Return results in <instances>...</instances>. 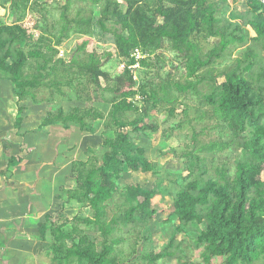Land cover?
Wrapping results in <instances>:
<instances>
[{
  "label": "rangeland",
  "instance_id": "1",
  "mask_svg": "<svg viewBox=\"0 0 264 264\" xmlns=\"http://www.w3.org/2000/svg\"><path fill=\"white\" fill-rule=\"evenodd\" d=\"M146 2L148 10L154 14L158 0ZM210 2L216 7L219 27L228 39L233 40L220 59L201 68L198 76L189 78L187 56L174 48L171 39H166L161 49L147 52L140 67H122L125 59L118 55L113 34V31H121V27L108 22L112 32L101 29L99 6L93 11L92 36L72 30L58 43V36L66 23L61 18L66 0H0V25H22L32 35L30 40L22 42V47L27 52L41 53L40 57H29L25 72L31 76L40 72V65L44 66L42 84L24 98L18 96L19 90L9 74L0 70V264L57 263V251L63 252L64 245L58 243L50 232L46 241L38 233V224L45 221L46 214L51 216L50 225L76 231L75 236L83 235L100 243L102 238L93 226L82 222L93 217V209L84 202L70 199L69 194L80 186L78 172L84 169L76 162L89 161L88 167L96 166L107 150L102 145L103 138L113 137L111 128L115 127L109 116L110 100L114 97L111 89L118 86L117 79L121 75L129 73L134 79V84L129 87L137 90L130 101L139 107L145 103L150 105L152 109L147 121L159 126L157 131L140 133L141 136L134 139L137 146L146 149V156L155 168L142 172L132 171L125 165L118 180L119 189L108 202L107 210L110 218L130 205L129 189L154 190L151 208L157 214L148 227L130 224L120 226L116 231L115 235L123 240L118 246L121 264H204L201 258L203 247L196 246L195 242L199 232L190 225L182 226V232L177 235L182 241L179 257L149 263L142 256L160 251L169 242L168 227L180 224L178 219L169 224L168 219L174 211L177 192L191 179L192 155L196 153L205 159L209 176L215 175L217 166H225L232 177L236 159L242 154L241 149L233 147L217 153L204 149L212 141L232 137L227 124L215 117L205 95L213 86L225 81L224 71L244 56L247 45L254 44L250 37L256 33L251 26L241 24L240 17L248 12L247 0ZM121 5L124 10L127 8L126 1L121 0ZM79 8H83L82 15L90 14L87 3L75 0L68 12L69 18L75 17ZM157 21L163 23V17L158 15ZM232 26L240 27L238 33L246 37L245 42L233 38ZM192 39L203 56L220 43L219 36L205 33L196 34ZM85 40L88 43L84 46ZM92 53L101 56L102 69L111 77L109 81L102 78L99 85L94 83L85 66ZM263 56L264 52L259 54V61ZM212 76L215 81L210 78ZM193 80L197 81L196 89L179 90L178 84L185 85ZM19 106L24 107L20 127L15 122ZM77 109H81L80 112L98 109L104 112L105 118L96 119L94 132L82 130L74 121L67 125L59 120L44 124L47 117ZM140 114L138 108L122 113L121 117L131 121ZM87 121L92 125L95 123L94 117L87 118ZM85 137L89 139L86 143ZM88 147L95 148V152L87 153ZM11 156L17 161H10ZM261 178L264 180V170ZM139 200L143 201V197L140 196ZM22 216L24 223L21 226ZM66 243L71 245L73 242L68 240ZM224 262L225 257H214L210 264ZM72 264L84 263L74 260Z\"/></svg>",
  "mask_w": 264,
  "mask_h": 264
},
{
  "label": "trees",
  "instance_id": "2",
  "mask_svg": "<svg viewBox=\"0 0 264 264\" xmlns=\"http://www.w3.org/2000/svg\"><path fill=\"white\" fill-rule=\"evenodd\" d=\"M80 1L87 3L90 14L82 15L83 8H79L75 17L69 18L68 12L75 0H66L61 14L66 23L58 36V43L68 37L72 30L92 36L93 11L95 6H99L98 24L101 29L112 32L108 22L121 27V31H113L121 58L131 61L136 48L147 52L159 50L166 39H171L174 48L187 56L189 78L198 76L201 68L220 59L233 40L228 39L225 31L219 27L220 19L210 0H158L154 14L148 10L147 0H124L127 3L125 10L121 7V0ZM166 1L170 4H166ZM247 6L248 12L240 17L241 24L254 29L256 35L250 37L254 44H248L244 56L224 71L225 81L213 86L211 92L205 95L215 117L227 124L232 137L212 141L204 149L210 153L232 147L241 149L234 176H229L225 166H217L215 175L209 176L205 159L196 153L192 155L191 179L177 192L174 211L168 219L169 224L175 219L180 224L168 227L169 242L160 251L142 256L149 263L179 257L182 241L177 239V235L182 232V226L190 225L199 232L195 242L196 246L203 247L201 258L204 264H210L214 257H225L224 264H264V180L261 178L264 170V56L262 61L258 59L259 54L264 52V1L247 0ZM158 15L163 17V23H158ZM232 28L233 38L245 42L246 37L238 33L240 27ZM200 33L220 37V43L204 56L192 39ZM31 38V33L22 25H0V70L9 74L19 90L20 98L40 87L44 78L41 72L43 65L39 66V73L30 76L25 72L29 57L41 56L38 51L27 52L22 47V42ZM87 43L85 40L84 46ZM85 66L92 74L94 83L99 85L102 78L107 81L111 79L109 73L102 69L101 56L92 53ZM249 72L251 74L248 75ZM210 78L215 81L214 76ZM117 80L118 86L111 89L114 97L110 100L112 109L109 114L110 123L115 126L111 128L113 137L104 136L102 145L107 150L98 165L88 167L89 161L76 162L84 169L78 172L80 186L69 194L70 199L84 202L93 209V217L82 222L93 226L102 240L96 243L90 237L75 236L76 231L50 225L51 216L46 214L45 221L38 224V233L46 241L50 232L58 243L64 245L63 252L57 251L56 264H72L74 260L84 264H121L118 246L123 240L115 235L116 231L120 226L130 224L139 228L148 227L157 214L151 208L156 191L129 189L131 204L110 218L108 215L107 204L119 189L118 180L125 165L132 171L154 170L155 164L146 156V149L137 146L134 139L139 138L140 133L159 129L158 124L147 121L152 109L150 105L145 103L139 107L130 101L137 93V90L129 87L134 84L133 74L121 75ZM196 85L197 81L193 80L185 85L178 84V88L185 92L196 89ZM138 108L141 110L138 117L131 121L122 119V113ZM23 111L24 107L19 106L15 120L18 127L23 121ZM80 111L77 109L64 115L47 117L44 124L59 120L67 125L69 121H74L82 130L94 132L96 119L105 118L104 112L98 109ZM90 117L95 119L93 125L87 121ZM94 152L95 148H87V153ZM10 161L15 162L17 158L11 156ZM140 196L143 201L139 200ZM68 240L73 243L67 245Z\"/></svg>",
  "mask_w": 264,
  "mask_h": 264
},
{
  "label": "built area",
  "instance_id": "3",
  "mask_svg": "<svg viewBox=\"0 0 264 264\" xmlns=\"http://www.w3.org/2000/svg\"><path fill=\"white\" fill-rule=\"evenodd\" d=\"M131 58L133 59L131 61L124 60L122 67L125 69H135L140 67L142 60L147 58V51H144L141 48H136L132 53Z\"/></svg>",
  "mask_w": 264,
  "mask_h": 264
},
{
  "label": "crops",
  "instance_id": "4",
  "mask_svg": "<svg viewBox=\"0 0 264 264\" xmlns=\"http://www.w3.org/2000/svg\"><path fill=\"white\" fill-rule=\"evenodd\" d=\"M95 125H96V123H95ZM86 139H85V143H86V140H87V137H85ZM89 140V139H88ZM91 140V139H90ZM20 219V218H19ZM16 224H18V221H14ZM22 222L24 223V220H23V216L21 217V219H20V225L22 226ZM19 226V225H18ZM20 226V227H21ZM34 226H36V223H34Z\"/></svg>",
  "mask_w": 264,
  "mask_h": 264
},
{
  "label": "water",
  "instance_id": "5",
  "mask_svg": "<svg viewBox=\"0 0 264 264\" xmlns=\"http://www.w3.org/2000/svg\"><path fill=\"white\" fill-rule=\"evenodd\" d=\"M264 1V0H263Z\"/></svg>",
  "mask_w": 264,
  "mask_h": 264
}]
</instances>
